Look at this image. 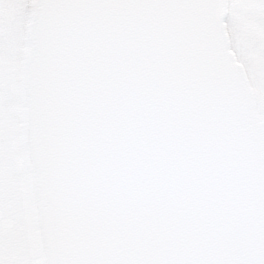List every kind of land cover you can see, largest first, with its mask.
I'll list each match as a JSON object with an SVG mask.
<instances>
[{"label": "snow or ice", "instance_id": "1", "mask_svg": "<svg viewBox=\"0 0 264 264\" xmlns=\"http://www.w3.org/2000/svg\"><path fill=\"white\" fill-rule=\"evenodd\" d=\"M0 264H264V0H0Z\"/></svg>", "mask_w": 264, "mask_h": 264}]
</instances>
